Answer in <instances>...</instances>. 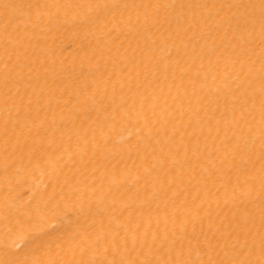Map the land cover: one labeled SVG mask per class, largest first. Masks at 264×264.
Here are the masks:
<instances>
[{"label":"bare ground","instance_id":"obj_1","mask_svg":"<svg viewBox=\"0 0 264 264\" xmlns=\"http://www.w3.org/2000/svg\"><path fill=\"white\" fill-rule=\"evenodd\" d=\"M0 264H264V0H0Z\"/></svg>","mask_w":264,"mask_h":264}]
</instances>
